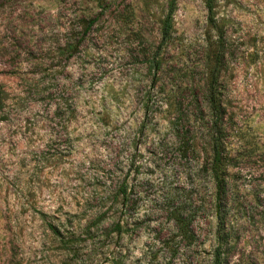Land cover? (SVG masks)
Masks as SVG:
<instances>
[{
  "label": "rangeland",
  "instance_id": "1",
  "mask_svg": "<svg viewBox=\"0 0 264 264\" xmlns=\"http://www.w3.org/2000/svg\"><path fill=\"white\" fill-rule=\"evenodd\" d=\"M169 2L0 0V264H211L217 137L222 252L264 264V0H177L162 44Z\"/></svg>",
  "mask_w": 264,
  "mask_h": 264
},
{
  "label": "trees",
  "instance_id": "2",
  "mask_svg": "<svg viewBox=\"0 0 264 264\" xmlns=\"http://www.w3.org/2000/svg\"><path fill=\"white\" fill-rule=\"evenodd\" d=\"M177 0H170L169 2V9L167 12L166 20H165V27L163 28L161 43L164 44L166 41H168L171 33V26H172V16L176 10ZM94 23V20H87V26H91ZM155 68H158L159 65H155ZM212 149H213V155H212V162L210 168H207L206 170L211 174L212 179L215 181V186L217 188V197H216V208H217V218H219V227H218V233L217 237L219 239V244L216 246L213 255L211 264H228L226 254L222 252L223 246L227 247L226 244L229 242V234L225 232L224 227L222 224L224 223V217L222 214V209L220 205V194L222 190L226 188V177L222 175V172L220 170L221 162H222V152H221V143L220 139L214 138L212 140ZM118 195H123L122 200L120 201V204L122 206L127 204L128 199L127 197V186L126 184L121 186ZM182 208H175L174 212L172 213L173 219L176 221V225L178 227L179 233L184 240L191 241L194 237V231L191 228V224L193 223V217L194 216H185L183 213ZM219 213V214H218ZM117 231L122 232V224L121 222H118L116 224Z\"/></svg>",
  "mask_w": 264,
  "mask_h": 264
}]
</instances>
